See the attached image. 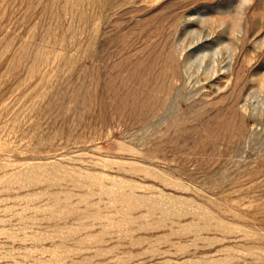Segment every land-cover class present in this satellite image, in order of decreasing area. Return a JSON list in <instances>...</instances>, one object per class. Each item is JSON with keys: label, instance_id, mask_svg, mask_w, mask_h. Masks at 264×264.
<instances>
[{"label": "rangeland", "instance_id": "1", "mask_svg": "<svg viewBox=\"0 0 264 264\" xmlns=\"http://www.w3.org/2000/svg\"><path fill=\"white\" fill-rule=\"evenodd\" d=\"M0 264H264V0H0Z\"/></svg>", "mask_w": 264, "mask_h": 264}]
</instances>
